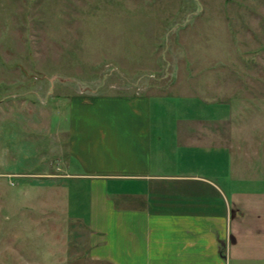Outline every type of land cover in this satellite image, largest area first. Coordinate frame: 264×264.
<instances>
[{
    "label": "rangeland",
    "instance_id": "obj_1",
    "mask_svg": "<svg viewBox=\"0 0 264 264\" xmlns=\"http://www.w3.org/2000/svg\"><path fill=\"white\" fill-rule=\"evenodd\" d=\"M258 74L264 0H0V264H90L88 190L65 170L72 100L149 99L164 151L219 114L231 187L264 168ZM243 131L258 157L237 156Z\"/></svg>",
    "mask_w": 264,
    "mask_h": 264
},
{
    "label": "crops",
    "instance_id": "obj_2",
    "mask_svg": "<svg viewBox=\"0 0 264 264\" xmlns=\"http://www.w3.org/2000/svg\"><path fill=\"white\" fill-rule=\"evenodd\" d=\"M210 102L206 110L222 106ZM214 118L178 127L164 151L149 99L71 101L65 170L88 190L90 264H264V168L236 171L229 187L223 118ZM247 132L231 139L237 156L258 157Z\"/></svg>",
    "mask_w": 264,
    "mask_h": 264
}]
</instances>
